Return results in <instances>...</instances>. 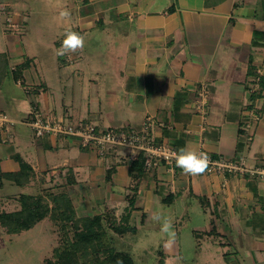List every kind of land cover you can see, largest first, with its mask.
Wrapping results in <instances>:
<instances>
[{
    "label": "crops",
    "instance_id": "0c3cea01",
    "mask_svg": "<svg viewBox=\"0 0 264 264\" xmlns=\"http://www.w3.org/2000/svg\"><path fill=\"white\" fill-rule=\"evenodd\" d=\"M5 1L21 28L8 30L0 16V111L11 119L0 130L1 171L19 172L20 157L35 174L31 185L65 182L79 216L111 212L112 237L137 264H154L146 256L158 264H264V93L253 95L264 80V0ZM64 8L70 23L57 19ZM68 29L85 46L57 56ZM203 87L205 120L197 109ZM36 109L99 129H140L152 116L157 142L245 167L190 176L162 162L140 177L131 173L139 153L131 148L101 154L73 137L37 136ZM21 189L3 179L0 208L16 206L3 194ZM155 212L172 220L171 248Z\"/></svg>",
    "mask_w": 264,
    "mask_h": 264
},
{
    "label": "trees",
    "instance_id": "16d2710c",
    "mask_svg": "<svg viewBox=\"0 0 264 264\" xmlns=\"http://www.w3.org/2000/svg\"><path fill=\"white\" fill-rule=\"evenodd\" d=\"M28 61L14 70L16 77L21 75V72L28 67ZM251 74L253 73L250 71ZM259 90L254 96L262 95L264 93V80L259 76L258 83ZM21 169L17 173H4L0 168V182L3 179H10L19 185H23L32 177L31 166L19 157ZM146 168V157L143 151L138 153L136 160L131 165V173L137 176H143ZM54 207L51 211L52 218H59L63 226L67 227L69 222L75 226L74 238H68V247L54 248V259H49L46 264H74L75 253L79 248L80 243H90L97 252L95 260L86 264H137L135 259L122 251H117L111 244V239L108 232V227L114 224V215L111 212H106L99 215L86 216V218L79 219L75 215V208L73 207L71 198L66 194H61L59 198L53 197ZM130 199V204H132ZM20 203L22 209L17 212H5L0 210V225L7 228L10 233L21 232L33 228L37 223L42 221L49 215L50 209L42 196H32L28 194H21ZM79 226H83L80 228ZM80 229V230H79ZM102 253L103 256L99 255Z\"/></svg>",
    "mask_w": 264,
    "mask_h": 264
},
{
    "label": "built area",
    "instance_id": "2783aa9c",
    "mask_svg": "<svg viewBox=\"0 0 264 264\" xmlns=\"http://www.w3.org/2000/svg\"><path fill=\"white\" fill-rule=\"evenodd\" d=\"M0 16L5 17L7 29L18 32L21 23L17 21L15 14L9 10L6 2L0 0ZM207 89L203 87L200 99L197 102V109L205 120L207 117ZM255 119L259 115L255 114ZM155 120L149 116L144 121L140 129L136 128H115L99 129L96 124L90 121H80L73 123L64 117L51 113H45L40 109L33 111L31 125L37 136L50 135L54 137H73L76 138L83 147H94L99 153L105 154L110 147H128L137 152L143 151L146 157V166L153 163L165 162L172 168L175 166L173 153L177 152L174 146L163 142H157L155 138ZM11 119L0 111V130L7 133L10 130ZM248 128L252 127L248 124ZM249 131V140L253 139L254 131ZM244 160H225L223 158L210 157L208 172H225L241 170L245 166ZM264 175V169L261 170Z\"/></svg>",
    "mask_w": 264,
    "mask_h": 264
},
{
    "label": "rangeland",
    "instance_id": "374dc122",
    "mask_svg": "<svg viewBox=\"0 0 264 264\" xmlns=\"http://www.w3.org/2000/svg\"><path fill=\"white\" fill-rule=\"evenodd\" d=\"M1 1L6 2L5 0ZM59 174L60 173H55L54 176H58ZM34 175L35 174L33 173L32 177H34ZM56 179L58 180L56 183L46 180V183H41L40 187L31 185V179L29 181H25L26 183L22 185L21 190L23 191L21 194H28L35 197L42 196L46 204L49 206L50 213L42 221L37 223L29 230L10 233L6 227L2 225L0 226V242L5 243V245L0 249V261L2 264H5L7 261H18L19 264H46L47 260L54 259V248L58 246L68 247V238H74L75 231H77L74 227L75 225L72 222H69L65 228V226L61 224L62 222L58 220L59 218H52L51 215V211L55 205L53 201L54 196L59 198L61 194H66L69 196V198H71L73 207L75 208L71 193L67 187L68 185L65 182L59 181V178ZM28 185H30L29 188L27 187ZM15 189L17 188L15 187ZM21 194L9 190L7 193H4V198L7 200H12V203L15 202L17 205L8 207L9 211L2 210L1 208L0 210L8 213L20 211L22 209V205L20 203ZM1 197L2 196L0 193V203L2 201ZM74 210L77 218H86L84 216H79L76 209ZM79 227L82 228L83 226ZM113 227V225H110L107 228L111 239V244L115 250L125 252L123 246L120 245V242L116 238L112 237L110 229ZM50 247H52V251L51 249L49 250ZM78 247L79 248L75 253L76 255L73 257L74 262L77 263L74 264H86L95 260L97 255L95 249L99 246L94 247L93 244L91 245L90 243L84 242L80 243ZM99 255L103 256L102 253H99ZM147 257H149V260L153 261L154 264H158V262L156 263L153 256H146V258Z\"/></svg>",
    "mask_w": 264,
    "mask_h": 264
},
{
    "label": "clouds",
    "instance_id": "9594fccd",
    "mask_svg": "<svg viewBox=\"0 0 264 264\" xmlns=\"http://www.w3.org/2000/svg\"><path fill=\"white\" fill-rule=\"evenodd\" d=\"M64 23L71 22V12L64 8L59 12L57 18ZM85 46V37L77 31L68 29L64 33V38L60 47L56 50V55L63 57L69 53H76L82 50ZM175 159V166L182 170L184 175L198 176L204 174L210 164V156L206 152H197L189 150L187 147L180 148L173 153ZM151 219L160 224L161 234L166 236L164 247L171 248L176 239V233L173 228V223L170 218L164 217L160 212L152 214Z\"/></svg>",
    "mask_w": 264,
    "mask_h": 264
}]
</instances>
